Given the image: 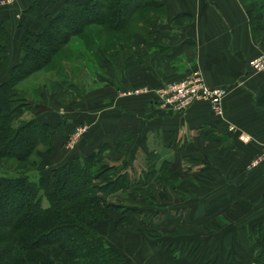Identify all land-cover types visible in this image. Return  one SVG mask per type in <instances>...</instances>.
<instances>
[{
	"label": "rangeland",
	"instance_id": "rangeland-1",
	"mask_svg": "<svg viewBox=\"0 0 264 264\" xmlns=\"http://www.w3.org/2000/svg\"><path fill=\"white\" fill-rule=\"evenodd\" d=\"M161 18L160 11L139 8L119 30L88 25L83 34L71 37L52 63L21 79L16 91L29 106L22 107L11 121L12 126L19 129L26 121L38 117L39 111L41 121H49L53 128L46 134V140L38 138L27 159L0 157V175L5 178L26 176L35 184L42 182L39 204L48 209L50 200L46 192L54 189L57 176L62 181L66 177L64 171L57 174L56 169L77 158L82 163L81 160L89 156H76L77 146L91 129L88 120L104 114L103 105L112 106L119 99L138 100L146 92L156 97L163 86L181 81L170 80L151 90L118 89L119 79L127 74L129 66L139 65L150 57L156 45L152 36L146 35L144 24ZM10 25L6 45L13 33ZM12 52V45H7L0 82L8 74ZM105 85L110 90H100ZM212 112L219 117L213 109ZM200 133L205 142L197 145L196 151L193 143H189L193 134L188 129L183 134V138L188 137L184 141L178 142L172 137L168 149L178 154L168 160L159 157L165 153L160 144H155L154 151L149 150L147 152L151 153L145 155L141 146L137 145L136 149V144L128 141L99 145L102 153L91 161L87 175L93 185L108 183L110 186L105 194H96L114 207L130 210L125 213L129 221L124 222L118 219L123 209L117 211L110 207L104 214L96 213L93 229L98 231V239L105 247L122 256L111 241L133 243L138 240L137 234L195 264H264V222H260L264 220V160L260 159L264 146L249 159L234 154V160H210L213 141L220 136L216 133L209 138L208 130ZM234 133L240 141L244 142L242 135L248 138L245 142L252 139L246 133L237 130ZM27 141L23 139L24 145L18 148V153L24 151ZM210 143L213 145L209 146ZM216 146L222 149L225 144ZM138 149L141 153L136 151ZM200 151L206 158L197 160ZM104 168L110 169L99 176ZM77 186L75 184L68 192ZM20 201L19 197L7 205L4 219L11 215L10 208L17 207ZM93 217L96 218L93 215L90 219ZM178 220L184 222L177 224Z\"/></svg>",
	"mask_w": 264,
	"mask_h": 264
},
{
	"label": "crops",
	"instance_id": "crops-1",
	"mask_svg": "<svg viewBox=\"0 0 264 264\" xmlns=\"http://www.w3.org/2000/svg\"><path fill=\"white\" fill-rule=\"evenodd\" d=\"M64 1L13 0L11 5L0 9V21H9L13 31L7 45H12L14 52L9 57L6 71L17 63L21 42L34 43V38H29L27 32L42 31L44 25L57 16ZM157 1L161 6L145 9L160 11L162 18L144 24L146 35L152 36L156 45L150 57L139 65L129 66L127 74L119 79L118 89L151 90L170 80H182L197 70L208 86L229 87L223 101L224 114L220 118L214 116L205 101H197L182 113L165 112L155 106V97L149 92L138 100L119 99L112 106L103 105L104 114L98 119L88 120L91 129L77 146L76 156L86 157L103 142L108 144L119 140L136 144V149L137 145L141 146L144 155L151 153L147 152L149 150L154 151L155 144H160L165 153L159 157L168 160L176 154L175 150L168 149L172 137L178 142L184 141L188 137L183 138V134L188 129L193 134L189 143H193L195 151L197 145L205 142L201 130H208L209 138L216 133L220 136L213 141L215 145L211 147L210 160H234V154L249 159L264 146V74L250 69L251 59L264 54V9L260 19L254 18L261 0ZM100 90H110V87L105 85ZM40 114L38 111L39 118ZM45 123L51 124L49 121ZM235 130L252 139L240 141ZM219 141L225 144L222 149L216 146ZM136 151L141 153L139 149ZM196 157L197 160L206 158L203 151ZM183 222L178 220L177 224ZM136 235L138 240L133 243L111 241L129 264H195L172 254L168 247L156 246Z\"/></svg>",
	"mask_w": 264,
	"mask_h": 264
},
{
	"label": "trees",
	"instance_id": "trees-1",
	"mask_svg": "<svg viewBox=\"0 0 264 264\" xmlns=\"http://www.w3.org/2000/svg\"><path fill=\"white\" fill-rule=\"evenodd\" d=\"M132 1L65 0L57 16L46 23L42 31L28 32L34 43L21 42L17 63L10 66L7 76L0 82V157L27 159L38 138L46 140V134L53 128V125L42 122L39 116L26 121L19 129L12 126L11 121L19 115L22 107L29 106L18 96V82L52 63L71 37L83 34L88 25H105L110 30H119L139 8L161 6L157 0ZM263 1L254 16L257 20L263 16ZM125 7H128L126 11ZM9 25L7 20L0 21V72L6 65L4 52ZM22 138L29 141L24 151L18 153V148L24 145ZM101 148L99 146L98 150L91 152L81 160L82 163L77 158L56 169L57 174L64 171L66 177L62 181L57 176L54 189L46 192L50 200L48 209L39 204L38 192L43 187L42 182L35 184L26 176L5 178L0 175V264H129L123 256L105 247L98 239V231L93 229L96 213L104 214L110 207L117 211L123 209L110 205L96 194L108 192V183L93 185L87 175L88 166L92 160L98 159ZM109 169L104 168L98 175ZM75 184H78L77 188L68 192ZM19 197L22 201L14 209L10 208L11 215L4 219L7 205ZM128 211L127 208L121 210L119 219L122 222L129 221L125 214ZM93 215L96 218L90 219Z\"/></svg>",
	"mask_w": 264,
	"mask_h": 264
},
{
	"label": "built area",
	"instance_id": "built-area-1",
	"mask_svg": "<svg viewBox=\"0 0 264 264\" xmlns=\"http://www.w3.org/2000/svg\"><path fill=\"white\" fill-rule=\"evenodd\" d=\"M13 0H0V8L12 4ZM252 72L264 74V54H258L250 61ZM200 71L187 74L181 81L170 83L160 88L155 97V104L165 110L182 113L197 101L203 100L211 106L219 117L224 114L223 100L228 94V86H208ZM232 129V127H231ZM244 141L247 137L242 135ZM260 159L264 160V152L260 153Z\"/></svg>",
	"mask_w": 264,
	"mask_h": 264
}]
</instances>
